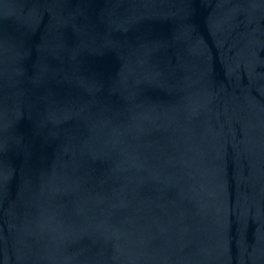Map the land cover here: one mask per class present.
Instances as JSON below:
<instances>
[{
	"label": "water",
	"instance_id": "obj_1",
	"mask_svg": "<svg viewBox=\"0 0 264 264\" xmlns=\"http://www.w3.org/2000/svg\"><path fill=\"white\" fill-rule=\"evenodd\" d=\"M0 264H264V0H0Z\"/></svg>",
	"mask_w": 264,
	"mask_h": 264
}]
</instances>
